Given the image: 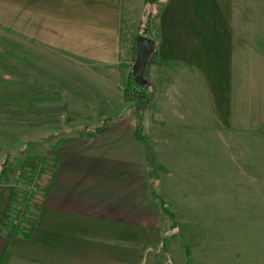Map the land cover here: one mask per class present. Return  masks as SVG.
<instances>
[{
  "label": "crops",
  "instance_id": "1",
  "mask_svg": "<svg viewBox=\"0 0 264 264\" xmlns=\"http://www.w3.org/2000/svg\"><path fill=\"white\" fill-rule=\"evenodd\" d=\"M142 9V0H0V30L51 56L66 88L85 97L89 126L104 122L101 132L64 136L53 149L31 234L7 239L0 231V264H164L157 251L166 232L147 196L144 146L117 118L129 75L120 61L122 24L137 26ZM155 27L156 60L166 65L146 69L151 100L142 127L159 132L169 123L165 137H185L187 149L190 132L204 140L219 129L238 149L264 131V0H166ZM251 158L244 168L259 177L244 180L263 186V158ZM214 184L219 193L220 176Z\"/></svg>",
  "mask_w": 264,
  "mask_h": 264
},
{
  "label": "rangeland",
  "instance_id": "2",
  "mask_svg": "<svg viewBox=\"0 0 264 264\" xmlns=\"http://www.w3.org/2000/svg\"><path fill=\"white\" fill-rule=\"evenodd\" d=\"M136 4L134 2L133 7ZM136 27L127 19L121 30V45L125 38L131 39L132 44L130 59L120 58L121 62L129 63V74L135 56ZM53 66L51 56L0 30V89L20 93L17 97L0 99V106L6 111L0 114V171L3 163L10 170L7 184H0L3 187L0 204L7 190L8 198L12 194V170L47 157L54 162L55 168L53 149L64 136H83L89 129H95L89 126L90 119H85L91 117L85 97L76 91L78 96H68L70 93L58 78L60 74L53 72ZM25 86L31 90H24ZM38 89L43 92L33 95ZM147 105L141 117L144 112L148 115ZM117 118L126 131H134L133 109ZM103 124L96 123L98 127ZM162 125L157 127L160 130L157 132L150 124L142 127L140 121L141 132L150 128L146 144L160 166L153 192L168 204L176 221V228L168 231L166 219L161 218V230L166 234H162L163 251H157L159 261L164 264H211L214 258L219 259L220 264H264V185L246 182L245 178L252 180L259 175H255L253 169L246 170L243 164L248 157L264 161L261 152L264 131L247 136V140L242 138L238 149L236 144L226 143L219 129L211 130L204 140H198L195 133L190 132L188 134L193 136L187 149L183 146L185 137L166 138L161 130L170 124ZM197 143L204 145L202 151L197 152ZM197 158L199 165H196ZM219 176L222 185H218L217 193L213 182L216 183ZM11 210L7 215L14 213L13 203Z\"/></svg>",
  "mask_w": 264,
  "mask_h": 264
},
{
  "label": "trees",
  "instance_id": "3",
  "mask_svg": "<svg viewBox=\"0 0 264 264\" xmlns=\"http://www.w3.org/2000/svg\"><path fill=\"white\" fill-rule=\"evenodd\" d=\"M143 1V9L142 14L140 17V20L136 27V34L137 36L144 33V36L151 41L154 42V49L153 52L146 64V67L143 72V79L146 81V69L149 66L157 65V66H164L166 64L160 63L156 60V51H155V44L157 42V31L155 27V20L157 18L158 12H159V6L163 4L166 0H142ZM135 46V44H134ZM133 61V60H132ZM30 87L25 86L24 90L29 89ZM66 91L70 94L77 95L75 91H73L70 88H66ZM43 91L41 89L36 90L35 92H32V94H41ZM14 96H20V93L18 91H12L9 89H0V99L14 97ZM151 100V90L147 82L145 85H138L133 82L132 76L129 74L126 83L122 92V107L120 114H124L128 109H133L135 113V129H134V139L136 141H139L144 146V162L147 168V196L155 203L158 211L160 212L161 216L166 219L169 230L173 231L176 228V221L174 218L173 213L169 210L168 204L164 202L163 200L157 198L153 192V188L155 187L156 183V173L160 170V166L156 163L154 160V157L151 154V151L148 149V146L146 144L145 138L142 135L141 128H140V120H141V111L145 109V106L150 102ZM29 109V108H28ZM6 113L5 109L0 106V114ZM104 128V125H100L98 128L93 129L97 133L101 132ZM10 170L7 169V164L3 163L1 165V171H0V184L5 185L8 182V174ZM14 201V196L11 194L7 200V204L3 210V212H0V231L6 230L5 236L7 239L11 238L13 235H16L17 231L8 229L7 228V219L10 214L7 215V213H11V205ZM33 228L32 221L28 224L27 229L23 232L22 237L24 239H27L30 234L31 230ZM163 242L164 239L161 241V249L163 250Z\"/></svg>",
  "mask_w": 264,
  "mask_h": 264
},
{
  "label": "built area",
  "instance_id": "4",
  "mask_svg": "<svg viewBox=\"0 0 264 264\" xmlns=\"http://www.w3.org/2000/svg\"><path fill=\"white\" fill-rule=\"evenodd\" d=\"M131 39L123 40L121 58L129 60L131 57ZM123 46V47H122ZM41 161H31L12 170L11 179L14 184L11 191L14 196V213L7 219V228L20 231L26 230L33 220V213L42 205L44 192L47 190L54 171V162L51 158Z\"/></svg>",
  "mask_w": 264,
  "mask_h": 264
},
{
  "label": "water",
  "instance_id": "5",
  "mask_svg": "<svg viewBox=\"0 0 264 264\" xmlns=\"http://www.w3.org/2000/svg\"><path fill=\"white\" fill-rule=\"evenodd\" d=\"M154 42L144 36V33L135 37V56L130 68V75L134 83L145 85L143 72L153 52ZM2 186L0 185V189Z\"/></svg>",
  "mask_w": 264,
  "mask_h": 264
}]
</instances>
